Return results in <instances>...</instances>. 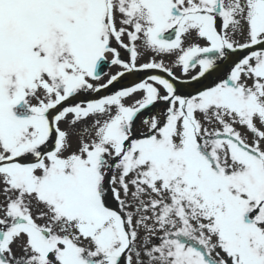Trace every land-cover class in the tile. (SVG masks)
I'll list each match as a JSON object with an SVG mask.
<instances>
[{
  "label": "snow or ice",
  "instance_id": "obj_1",
  "mask_svg": "<svg viewBox=\"0 0 264 264\" xmlns=\"http://www.w3.org/2000/svg\"><path fill=\"white\" fill-rule=\"evenodd\" d=\"M0 264H264V0H0Z\"/></svg>",
  "mask_w": 264,
  "mask_h": 264
}]
</instances>
